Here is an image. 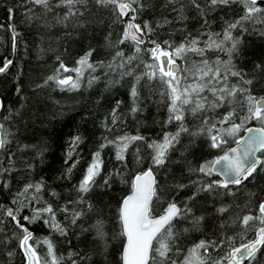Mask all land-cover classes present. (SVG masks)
<instances>
[{"label": "snow or ice", "instance_id": "1", "mask_svg": "<svg viewBox=\"0 0 264 264\" xmlns=\"http://www.w3.org/2000/svg\"><path fill=\"white\" fill-rule=\"evenodd\" d=\"M5 7L13 55L22 37L14 22L18 8L23 9L21 23L28 28L67 29L69 24L86 28L87 16L101 11L110 29L122 26L115 39L112 30L105 37L106 56L94 59L101 49L89 44L69 67L57 55L58 67L35 85L34 92L49 88L79 92L85 80L89 89L104 82V92L127 84L128 113L134 119L149 99L167 108L162 134L156 138L120 134L117 125L123 120L119 109L124 101L117 99L100 121L106 134L90 152L81 178L63 204L64 198L45 177L19 175L35 172L34 162L43 163L47 145L18 144L12 151L19 128L14 133L9 127L20 123L17 117L22 113L9 108L0 120V197L9 199L8 204L0 203V252L6 255L5 264H16L17 257L18 264H95V254L104 258V264H264V197L242 217L225 218L232 205L224 203L264 175V94L256 92V85L264 84V60L248 71L238 67L246 36L264 39V0H22ZM157 10L161 13L157 20L143 19ZM217 13L222 14L220 31L213 30ZM190 17L199 23L195 31L174 27ZM39 38L43 40V35ZM37 48L44 52L40 45ZM12 64L5 59L0 74ZM157 90L159 101H155ZM15 91L19 94L22 88L18 85ZM170 126L175 131L167 130ZM66 143V167L56 179L70 181L81 162L85 138L77 132ZM106 149L119 165L110 171H105ZM28 151L34 156L18 167L17 152ZM176 168L181 179L176 178ZM116 180L127 186V194L116 202L109 235L103 208L97 211L89 197L97 188L106 194ZM181 195L185 198L178 201ZM109 213L111 218V208ZM37 224L49 234L37 237L29 227ZM237 225L240 231L229 235L228 229ZM76 227L81 233H93L98 253L58 254L56 236L67 238L69 228ZM110 238L119 241L115 253L109 251Z\"/></svg>", "mask_w": 264, "mask_h": 264}, {"label": "trees", "instance_id": "2", "mask_svg": "<svg viewBox=\"0 0 264 264\" xmlns=\"http://www.w3.org/2000/svg\"><path fill=\"white\" fill-rule=\"evenodd\" d=\"M22 0H0V66L3 65L5 59L13 60V64L9 66L6 73L0 74V102L3 103V109H0V120L3 115H7V110L10 108L13 113L18 109L22 113V118L17 117L20 121L19 124L9 127V131L19 133L13 141L12 151H17V145L22 144H40L47 145V151L44 154V161L41 164L39 160L34 163L36 165L35 172L31 175L27 173H19L21 176H27L32 179H40L41 176L47 179L49 184H53L56 191L64 198L60 200L63 204L70 194L72 186L77 184L82 176L83 168L86 167V162L90 157V152L94 150V146L99 142V138L104 133L100 127V121L111 111V107H115L117 99L123 100L119 113L123 116L122 122L117 125L120 134L124 132L130 134H141L145 137L156 138L161 135L163 122L167 119V108L164 104H157L152 99L144 111L139 113L134 119L128 109L130 106V99L127 96V84L124 87L119 85L113 87L109 92H104L105 83L100 82L94 84L91 89L87 87L85 80L84 86L79 92H60L52 91V89H44L34 92L33 89L38 83H42L47 75L54 72L58 67L56 56L60 55L66 65L69 67L74 66V61L82 49L91 44L93 47L101 49V58L108 54V50L103 48L105 37L108 32L112 30L115 35L122 31V26L114 25L110 29L108 22L104 19L105 13L103 11L97 12L95 15L87 16L86 28H75L73 24H69L65 29L62 25H56L49 29H38L35 25L31 28L25 27L21 21L23 19L21 13L22 8H18L15 13V25L17 30L22 33V37L18 39L16 54L12 53L11 33L8 31V13L5 5H12L13 3H21ZM160 11L152 12L146 15L143 19L155 21L160 17ZM221 13L216 14V23L213 25V30L220 31L221 25L219 17ZM231 19V15L227 17ZM53 24L52 18H48ZM176 28H187L189 31H195L199 28V23L191 17L186 23L176 24ZM172 29H167L171 31ZM71 35H65V33ZM43 35V40L39 37ZM179 35H177V40ZM37 45H40L44 52L40 53ZM67 49V51H66ZM125 50H128L126 47ZM244 53L240 58L238 67L244 70H251L255 63L264 60V39L258 35H248L245 38L244 45L242 46ZM22 88V92L17 94L15 91L17 86ZM264 88V84L256 85L257 94H264L260 89ZM144 96H148L147 88L142 89ZM157 94L155 101L161 98ZM103 93V95H101ZM21 96L27 97V100H22ZM21 105H24L21 108ZM110 119V117H109ZM169 131H175L174 127H168ZM79 132L85 138V143L80 146L82 159L80 164L73 171V176L70 181L56 179L64 171L65 153L67 150V141L70 135H75ZM109 149L103 153L105 160V171H110L113 166H119L114 160V155H110ZM20 157L18 167H23V160H27L34 156V152L28 151L23 154L17 152ZM132 157L129 156L130 167ZM175 168V166H173ZM176 178L181 179L179 169L176 168ZM195 179V177H192ZM187 182V175L183 177ZM13 184V191L16 189ZM254 192L255 196L251 197L250 193ZM121 194H127V186L122 185L119 180H116L113 189L108 190L106 194L100 192L97 188L91 195L90 199L97 205V211L103 208V215L106 224V231L111 235L114 230L116 202L120 199ZM71 195L74 197L75 193ZM264 197V175L258 177L252 183H248L247 187L242 188L235 200H225L224 203L231 204L229 212L225 214V218H235L238 214L242 217L247 214L249 208H252L258 198ZM185 197L179 196L177 199L182 200ZM249 201H251L249 203ZM0 203L8 204L9 199L0 197ZM197 214H200V203L195 205ZM111 208V218L109 213ZM25 214L27 210H25ZM61 221L64 220L63 215L59 216ZM95 219V217H93ZM81 223H84L83 221ZM209 223H212L209 220ZM219 223V220L216 221ZM87 226V225H85ZM30 230L34 231L37 237H42L49 234V230L44 228L41 224L29 225ZM240 231L239 225L234 229H228V234ZM219 234V230H218ZM199 235V234H193ZM93 233H81L80 227L75 229L69 228V236L61 238L56 236L58 254L67 255L68 251L85 252L92 254L94 251L98 253L99 249H93ZM249 234L248 238H251ZM192 237L190 236L189 239ZM69 241L71 242L69 244ZM246 242V241H245ZM109 251L115 253L119 247L118 240L109 239ZM239 238H237V245ZM43 254V251L41 252ZM6 255L0 252V264H5ZM109 260L113 256L108 257ZM264 260V257H261ZM19 257L16 258L18 264ZM92 261L95 264H104V258L98 254L92 255ZM86 264H92L87 261Z\"/></svg>", "mask_w": 264, "mask_h": 264}]
</instances>
